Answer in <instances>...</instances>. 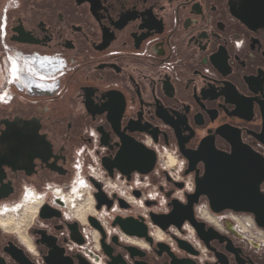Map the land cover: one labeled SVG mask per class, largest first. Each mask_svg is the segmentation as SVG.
Returning <instances> with one entry per match:
<instances>
[{"label":"flooded vegetation","instance_id":"af4514ba","mask_svg":"<svg viewBox=\"0 0 264 264\" xmlns=\"http://www.w3.org/2000/svg\"><path fill=\"white\" fill-rule=\"evenodd\" d=\"M167 62L169 71L163 68ZM0 80V264H93L71 239L74 224L83 244V230L97 232L98 264L111 262L101 249V234L86 216L93 214V199L76 212L77 220L49 205L59 217L40 219L41 203L29 196L21 200L26 187L39 191L46 183L63 184L72 177L73 150H67L73 125L63 118L66 110L70 118L89 122L85 130L93 128L99 139L98 127L108 133V147L99 140L106 149L101 158L117 153L120 135L106 113L91 120L89 101L109 108L124 135L157 156L148 175L134 172L128 181L116 171L112 178L107 173L139 183L138 198L152 197L144 202L145 213L135 215L129 207L123 209L127 215L117 216L142 218L151 243L126 236L112 224L123 237L108 236L100 226L114 264H222L216 253L224 264H236L237 256L242 264H264V251L250 252L231 236L225 235L241 252H228L217 240L208 250L189 223L194 230L190 241L162 240L173 236V226L162 231L150 216L167 215L171 200L185 205L204 172L203 162L187 172L181 149L192 154L208 141L230 154L235 137L264 157V0H0ZM35 104L44 108L31 112ZM56 104L60 108L52 111ZM58 123L66 124L64 132ZM32 136L50 145L40 159H32L29 151ZM164 149L175 152L179 162L171 175L159 161ZM201 202L207 199L200 197L194 206L196 218L215 226L207 210L197 211ZM23 207L21 226L13 217ZM37 217L39 225L26 231ZM185 223L178 229L183 235ZM176 240L198 255L181 249ZM128 247L139 252L132 255Z\"/></svg>","mask_w":264,"mask_h":264},{"label":"water","instance_id":"95a60500","mask_svg":"<svg viewBox=\"0 0 264 264\" xmlns=\"http://www.w3.org/2000/svg\"><path fill=\"white\" fill-rule=\"evenodd\" d=\"M117 113L120 110V103H117ZM88 114L91 120L94 121L96 116L106 113V120L110 124L112 130L117 135H120L121 140L118 145L119 149L114 156L101 158V166L108 173L109 177L114 176V172H118L127 180H130L131 174L136 172L141 175H148L156 163L157 156L153 150L147 149L140 144H137L132 139L124 135L120 129V123L117 118L110 116L109 108L99 109L92 104L91 101L86 104ZM100 134L101 146H109L108 133L102 127L97 128ZM30 144V153L32 159H40L42 151L50 152V145L41 137V141L32 136ZM264 144V140H261ZM232 150L230 154H225L217 151L211 142H204L199 149L192 154H188L182 149L181 155L187 160L189 171H192L196 162H203L204 172L202 176H197L195 180V191L193 194L187 196V203L181 204L177 200H171L169 206L171 211L167 215L151 214V220L154 225L159 227L162 231H166L173 226L181 229L182 225L187 222L195 230L198 238L204 243L208 250L210 248V241L217 240L219 243L226 244V250L234 253L235 250L241 252L240 249H235L233 242L225 235H221L214 230L213 227H207L206 223L199 221L194 214V206L199 203L200 197H205L209 209L214 214H221L225 211H231L236 214L251 215L256 225L264 230V192L261 187L264 184V157L254 152L252 149L242 144L237 138L231 140ZM52 170H55L50 166ZM97 192L93 197L96 202V210H100L103 206L110 209L113 205V200L109 199L101 190V186L92 181ZM136 198L139 197L138 192H134ZM168 197V196H167ZM115 199L116 196H113ZM121 209H128L129 206L121 199H117ZM146 205L150 204L146 202ZM40 219H50L59 217V212L44 205L39 209ZM89 224L96 229L102 237L101 249L105 256L111 261L109 264H114L113 257L105 244V234L99 223L93 218H88ZM76 224L72 226L71 239L77 244H83L80 234L77 232ZM112 227H118L120 231L129 237L138 239H145L151 243L148 236V228L142 218H121L117 217ZM117 238L113 237L112 242H116ZM45 241V240H42ZM179 247L193 256H197L188 244L181 240H176ZM163 244H158L162 247ZM127 250L135 255L139 250L134 247H128ZM217 254L218 260L224 264L222 255ZM172 264H182L172 262ZM187 264H196L194 261H189ZM236 264H242L237 256Z\"/></svg>","mask_w":264,"mask_h":264},{"label":"built area","instance_id":"2783aa9c","mask_svg":"<svg viewBox=\"0 0 264 264\" xmlns=\"http://www.w3.org/2000/svg\"><path fill=\"white\" fill-rule=\"evenodd\" d=\"M3 28L4 23L1 26L2 37L5 34ZM12 58L14 59L16 57ZM58 61L61 62L62 59L58 58ZM163 68L169 71L171 63H165ZM99 140V135L93 128L86 129L81 136L80 144L74 148L72 153L71 181L63 184L46 183L42 190L39 191L35 190L33 187H26L23 190L21 200L29 196L30 199H35L41 203L40 208L44 205H49L62 212L66 218L77 220L78 216L76 212L85 204L87 199L91 198L93 199V214L89 213L86 216L93 217L106 231L108 236L118 234L123 237L118 229H113L111 227V224L117 216H125L129 212L121 209L115 199L110 209L103 206L100 210H96V202L93 197L96 190L92 185V181L101 186V190L109 199L112 200L113 196H116V198L123 200L131 209L136 206L143 207L144 202L148 199H152V197L149 194L148 196L136 198L134 192H141L143 189L136 181L132 183L127 182L119 174L113 179L108 177L107 172L101 166V157L105 154L106 149L100 146ZM168 155L176 161L174 166L169 165L167 159ZM159 161L160 163L164 162L163 169L170 175L172 170L179 163L175 152L165 149L159 154ZM261 189L264 192V184ZM17 205L18 204H15L14 207ZM201 209L208 211L210 214L209 216H211L216 223L215 226H210L216 228L221 234L231 236L250 252L259 253L264 251V230L256 225L251 215L236 214L233 212L214 214L210 212L207 202H201L198 205L197 211ZM184 228H187V232L183 235L180 230L171 227L170 231L173 236L170 238L169 236H163L162 240L166 239V241L172 242L174 241V237H178L190 241V237L194 238V230L188 223H185ZM83 235L85 239L84 244L76 246L91 263L98 264L101 255L97 232L92 231L91 233L83 230ZM197 245L200 247L198 242Z\"/></svg>","mask_w":264,"mask_h":264},{"label":"rangeland","instance_id":"374dc122","mask_svg":"<svg viewBox=\"0 0 264 264\" xmlns=\"http://www.w3.org/2000/svg\"><path fill=\"white\" fill-rule=\"evenodd\" d=\"M31 57H33V56H31ZM8 60L10 61L9 63L11 64L10 55L8 56ZM1 85H3V84H2V81L0 80V86ZM3 90L4 89H1L0 90V97L2 96L1 92ZM0 102H1V98H0ZM63 102H64V100H60V106L61 107L63 106V104H62ZM40 106H41L40 104L31 105V108H32L31 109L32 110L31 112H33L35 109L37 111V109L40 110V109L44 108V107H40ZM57 108L59 109L60 107L56 104V105H53V107L51 109H52V111H55V110H57ZM64 109H66V107H64ZM63 118L66 119L67 121H70L72 123V125H73V129H72V131L70 133V139L68 141V145H69L70 148H68V150H67L68 151V154H70V151L72 152V150H74V148L76 146H78L79 141H80V137L82 136V133L84 132L85 128L89 125V122L80 119L77 115H74L73 118H70L68 116V111L67 110L63 112ZM57 126H60V128L62 129V132L65 131L64 128L66 127V124H64V123L63 124L62 123H58ZM161 165L164 166V162H162ZM71 179H72V177H71ZM71 179H69L66 182L67 183L70 182ZM40 187H42V186H40ZM40 187L38 189H40ZM160 201L163 204L162 199H160ZM17 204H18V202H17ZM158 207H160V206H158ZM132 213L133 214H136V213H145V207L136 206V207H134L132 209ZM23 217H24V207L21 208V209H19L15 213V216L13 218H14L15 223L17 222V223L21 224V226H22V224H23L22 223V218ZM37 225H39L38 217L37 218H32L30 220V222L27 224V230L26 231H28L30 227L37 226Z\"/></svg>","mask_w":264,"mask_h":264},{"label":"bare ground","instance_id":"6f19581e","mask_svg":"<svg viewBox=\"0 0 264 264\" xmlns=\"http://www.w3.org/2000/svg\"><path fill=\"white\" fill-rule=\"evenodd\" d=\"M169 157H171V156H167L168 162H169V160H170ZM171 158H172V157H171ZM170 161H171V160H170ZM171 162H172V161H171ZM170 165H171V164H170Z\"/></svg>","mask_w":264,"mask_h":264}]
</instances>
